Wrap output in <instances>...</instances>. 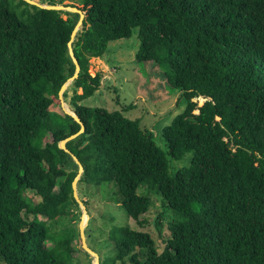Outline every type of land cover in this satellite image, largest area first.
<instances>
[{
  "label": "trees",
  "instance_id": "1",
  "mask_svg": "<svg viewBox=\"0 0 264 264\" xmlns=\"http://www.w3.org/2000/svg\"><path fill=\"white\" fill-rule=\"evenodd\" d=\"M72 7L85 15L73 42L81 71L70 102L85 132L66 144L68 153L59 144L81 125L51 107L75 74L68 44L80 15L64 19L24 0H0V257L77 264L78 231H54L78 217L74 155L84 168L80 190H111L127 219L145 224L151 200L139 190L146 186L165 204L157 220L159 232L164 222L168 232L162 252L148 232L106 224L100 241L112 256L89 245L100 264H264V0H83ZM136 31L135 62L158 66L186 101L162 130L168 153L124 110L83 104L101 87L102 75L89 73L91 59ZM189 153L190 166L171 176L168 155L179 161Z\"/></svg>",
  "mask_w": 264,
  "mask_h": 264
},
{
  "label": "rangeland",
  "instance_id": "2",
  "mask_svg": "<svg viewBox=\"0 0 264 264\" xmlns=\"http://www.w3.org/2000/svg\"><path fill=\"white\" fill-rule=\"evenodd\" d=\"M40 4H49L48 2H57L64 6H81L83 0H33ZM62 17L67 18V13L62 12ZM140 40L136 31L133 37L122 39L108 44L106 55L100 58H93L90 61L89 73L95 77L102 75L101 87L95 95L83 101L85 106L106 108L110 111H123L124 115L131 120H140L141 126L155 134L157 145L168 153L167 142L162 137V130L179 114L183 113L186 108V101L181 98V93L176 92L167 86L165 78L160 72L158 66L153 63H136V54L139 50ZM72 83L66 90L68 97L64 98V104L53 105L51 111L64 115L66 110L75 113L70 102L73 96ZM82 94V89L78 90ZM126 110V111H125ZM192 153L187 154L182 160H173L169 155V173L174 176L179 170L190 166ZM72 169H77L72 167ZM81 191V193H80ZM110 191V192H108ZM102 194V190H97L87 186L80 188L77 186L79 199L89 203L87 216L89 221L94 220L93 229L88 242L86 232L91 228L89 221L85 228L87 245L93 246L96 250L101 251L103 256H112L111 247L106 240L100 241L108 232L105 231L106 224L108 227L115 225H129L131 228L148 232L156 240L159 252L165 248L163 239L167 237V226L164 222V229L159 232L157 220L165 209V204L161 196L155 191L150 190L148 186L141 188L139 194L147 196L151 200L149 212L142 217L145 224L139 225L133 220L127 219L122 208L111 202L113 193L108 190ZM28 197L39 201L38 197L28 192ZM82 201V202H83ZM83 208L75 210V219L68 218L66 221L55 225L54 231L59 232L65 228L78 231L80 234V224L83 220ZM81 212V214H80ZM80 214V215H79ZM42 221L46 218L40 217ZM114 219V220H111ZM169 221V219H168ZM144 222V221H143ZM104 225V226H102ZM104 229V231H102ZM161 235V236H160ZM50 245H52L50 243ZM75 247L74 257L77 264H93L95 257L86 252L83 247L81 235L73 244ZM52 247V246H51ZM0 264H6L0 257Z\"/></svg>",
  "mask_w": 264,
  "mask_h": 264
},
{
  "label": "water",
  "instance_id": "3",
  "mask_svg": "<svg viewBox=\"0 0 264 264\" xmlns=\"http://www.w3.org/2000/svg\"><path fill=\"white\" fill-rule=\"evenodd\" d=\"M26 1L27 3L31 4V5H34V6H37L39 8H42V9H47V10H53V11H58V12H69V13H75V14H79L80 15V19L78 21V24L76 25L73 33H72V38H71V41L69 42L68 44V48H69V55L75 65V74L74 76L69 79L67 81V83L62 87L60 93H59V98L61 100V103L62 105L64 104V93L66 92V90L68 89V87L70 86L71 83H73L76 79L79 78V74H80V71H81V67H80V64L78 62V59L76 58L75 56V53H74V50H73V42L78 34L79 31H81L84 27V20H85V15L83 14V12L77 8V7H71V6H64V5H47V4H40L36 1H33V0H24ZM66 114L72 116L80 125H81V130L78 134L76 135H73L71 136L70 138L62 141L59 146L61 149L65 150L66 152L70 153V151L66 148V144L77 138L80 134L84 133L85 132V126L83 124V122L80 120V118L76 115V113H72L68 110H66ZM76 164L79 166V174L77 176V178L75 179V181L73 182V190H74V197L76 199V201L78 202V204L84 209L83 210V220L80 224V235H81V238H82V242H83V247L84 249L86 250L87 253L93 255L95 257V261L93 264H100V256L98 253H96L95 251H93L91 248H89V246L87 245V242H86V236H85V228L87 226L84 225V218L86 217V214H87V209H86V206L85 204L79 199L78 197V193H77V186H78V183L81 179V176L84 172V168H83V165L80 163V161L77 159L76 156L72 155Z\"/></svg>",
  "mask_w": 264,
  "mask_h": 264
},
{
  "label": "bare ground",
  "instance_id": "4",
  "mask_svg": "<svg viewBox=\"0 0 264 264\" xmlns=\"http://www.w3.org/2000/svg\"><path fill=\"white\" fill-rule=\"evenodd\" d=\"M88 221H89V217L86 214V217L84 218V225L88 224Z\"/></svg>",
  "mask_w": 264,
  "mask_h": 264
}]
</instances>
